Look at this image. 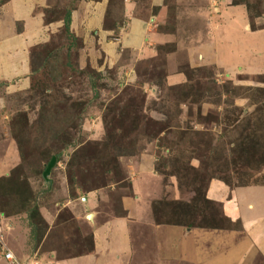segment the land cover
Segmentation results:
<instances>
[{
    "label": "rangeland",
    "instance_id": "1",
    "mask_svg": "<svg viewBox=\"0 0 264 264\" xmlns=\"http://www.w3.org/2000/svg\"><path fill=\"white\" fill-rule=\"evenodd\" d=\"M122 1L34 4L32 17L41 11L43 25L56 29L27 46L20 91L14 47L31 33L20 25V40L0 43V178L8 179L1 191L16 203L27 187L39 215L51 217L42 233L18 215L28 232L21 244L7 237L14 253L21 261L37 252L55 261L91 256L95 228L103 237L106 226L126 222L145 243L146 264L156 263V237L178 246L187 229L218 233L214 247L202 248L209 260L202 264H264L257 245L233 257L240 224L227 223L203 193L208 179L229 191L264 185V0H163L162 17L146 33L157 39L144 44L154 55L138 60L124 49L99 50L124 31ZM135 1L134 16L155 14L148 0ZM241 1L248 7L233 5ZM56 109L64 123L49 137L38 121ZM74 113L78 123H70ZM53 154L58 160L43 178ZM142 179L148 192L134 194ZM247 198L260 202L263 216L264 189Z\"/></svg>",
    "mask_w": 264,
    "mask_h": 264
},
{
    "label": "crops",
    "instance_id": "2",
    "mask_svg": "<svg viewBox=\"0 0 264 264\" xmlns=\"http://www.w3.org/2000/svg\"><path fill=\"white\" fill-rule=\"evenodd\" d=\"M135 2V0L122 1V7L126 9L125 12L127 13V16L125 12L124 17L122 16L126 22V25L123 27L124 31L119 32V35L112 39L115 41L111 40L110 43H103L100 46L99 50L104 54H107L108 52L109 55H112V49L110 47H116L119 52H123V49L124 51L131 52V55L135 60L153 57V49L145 48L144 44H150V39H157L156 36L158 35L156 33H153L150 36V39H147L146 33L148 32L147 29L150 26V22L162 17L163 11L165 10L161 5L163 0H148L149 6L156 8V11L155 14L150 15V17L147 15L143 18L140 16H134L136 12L135 9L137 8H135ZM34 4L37 5V9H40L42 8L43 0H10L4 5L1 4L0 7V43H6L7 46L10 47V45L20 40L21 38H18L19 33L16 30L20 25L21 27L28 28L27 30L25 28V32L31 33V35L28 36L25 45L20 44L19 46L14 47L16 50L15 53H17L13 56L14 61H17L18 64V69L16 70L17 76L20 75L17 78L18 83H16L18 86V88H16L18 89L17 91H20L21 89V75L27 73L26 69L22 70L23 67H27V46L29 43H32L37 39H43L49 31L56 29V24L49 23V25H46L49 26V29L43 25L42 12L40 10L41 13L36 11L35 16L32 17L31 11ZM2 65L4 64L0 59V66ZM23 87L24 86H22V88ZM147 173L151 176L150 178L154 177L152 179H156L153 172L152 175H150L151 173L149 172ZM140 182L142 185L140 188H135L134 194L137 193L140 195L139 191L141 192L142 188L148 192V179H142ZM263 189L264 185H259L252 187H238L229 191L224 185L216 181L211 180L206 184L204 189L206 199L219 203L224 215L229 221H238L240 224V239L236 241V243H232L235 250V253L232 254L233 257H237L243 253L242 259H244V254H247L249 250L256 245V249H254V247L252 250L255 252L258 250L260 254H264V215L261 216L262 213L259 214L257 209L261 204H259V201L252 203L247 198L248 194H253L258 197ZM254 191H256V193H254ZM45 215L46 214L41 211V217L46 223H48L51 221L49 220L51 217L49 215L48 219ZM20 217L22 218L24 216L21 215ZM20 217L6 218L0 215V264H9L2 258L4 250H8L17 260L19 259V261H21V259L16 256V253H14L13 246L10 245L7 238L10 236L13 241L20 242L19 244L26 242L28 228H26L23 220L19 221ZM142 217L143 214L140 218ZM260 217H262V219ZM146 225V221L144 224L141 223V227ZM95 229L96 230L93 231L94 254L91 256L55 261V258L53 257L54 254L39 252V256L36 251L37 254L35 253L32 257H29V260L33 259L35 264H146L145 257L142 255L145 243L141 241V237L138 233L132 237L130 236L128 223L124 222L116 225V222H114L111 227L106 226L104 229L107 234L103 237L101 234L99 235V228ZM250 229L252 231H250ZM214 232L215 231L210 230L201 232H194L188 229L183 230V237H180L181 233L177 234L181 243L174 247H170L169 245L166 246L163 240L156 237L157 244L154 246L155 249L152 255H150V258H152L153 255H156L155 264H189V261L191 264H202L201 262L204 259L209 262L207 259L208 256H201V252L202 248L204 250L208 246L214 247L216 242H219V238L217 237L218 233L213 234ZM17 238H21L22 240L19 241L20 239ZM257 241L260 242L257 244ZM226 243L227 242L221 243V245L224 246ZM163 245H165L166 248L165 252L159 251L158 248H163ZM185 245L189 248H186ZM247 247L249 248L248 251ZM215 257L219 258V256ZM226 257L229 261L230 258L227 255H221V259H219L224 262ZM233 263L234 262L230 264Z\"/></svg>",
    "mask_w": 264,
    "mask_h": 264
},
{
    "label": "trees",
    "instance_id": "3",
    "mask_svg": "<svg viewBox=\"0 0 264 264\" xmlns=\"http://www.w3.org/2000/svg\"><path fill=\"white\" fill-rule=\"evenodd\" d=\"M2 3H0V4H2ZM239 4L244 5L245 8L248 7L246 2H242V1L241 2H235L233 5H239ZM256 16H259V15H256ZM69 23H70V12L66 11L62 16V25H63V29L65 32L69 31ZM250 23H251L250 25H252V22H250ZM250 29L253 31V30H255V27L251 26ZM52 74H53V72H52ZM52 74H51V76H52ZM58 116H59V111H58V109H56L55 112L47 111L40 117L38 122H39V127L43 128L45 130L43 132V134H46L50 137L55 132H57V130L59 128L61 129L63 127L64 118L62 117L61 119H58ZM68 116L71 118L70 123H72V122L78 123V121H80V118H79L77 113L76 114L74 113L73 115L68 114ZM51 158H54V163H56L58 160V154H56V155L53 154ZM208 181H210V180L208 179L206 181L205 187H206V184L208 183ZM7 182H8V179L0 178V214L6 218L7 217H15V216H18L20 214H22V215L26 214L28 221L31 223H34V225L36 227H39L43 233V231L46 227V224L38 213V209L34 204L35 200H34V198L31 197V193L30 194L27 193L28 188L25 187V189H23L20 193H18L19 199L21 198L20 203H18L19 199L15 203L13 200L14 198H12L9 193L3 194L1 191V186ZM71 182L69 184L70 186L73 184V179ZM205 187H204V189H205ZM5 191L9 192L8 189ZM203 193H204V190H203ZM23 197H24V199H23ZM202 197H203V194H202ZM30 203H32V204L29 206ZM225 220L227 221V223L232 224L229 220H227V219H225ZM235 223L239 224V222H235ZM36 230L38 231V228H36ZM37 240H39V236H37Z\"/></svg>",
    "mask_w": 264,
    "mask_h": 264
},
{
    "label": "built area",
    "instance_id": "4",
    "mask_svg": "<svg viewBox=\"0 0 264 264\" xmlns=\"http://www.w3.org/2000/svg\"><path fill=\"white\" fill-rule=\"evenodd\" d=\"M2 258L9 264H35L33 259H25L22 261L17 260L8 250H4Z\"/></svg>",
    "mask_w": 264,
    "mask_h": 264
},
{
    "label": "water",
    "instance_id": "5",
    "mask_svg": "<svg viewBox=\"0 0 264 264\" xmlns=\"http://www.w3.org/2000/svg\"><path fill=\"white\" fill-rule=\"evenodd\" d=\"M54 164V158H51L50 160H49V162H48V164L46 165V168H45V170H44V172H43V174H42V177L43 178H45V176L48 174V171H49V169L51 168V166ZM90 218V215L89 216H87V218Z\"/></svg>",
    "mask_w": 264,
    "mask_h": 264
}]
</instances>
